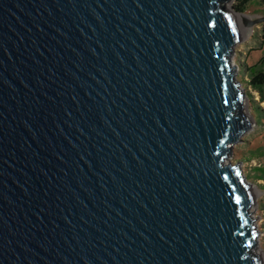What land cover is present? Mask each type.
<instances>
[{
  "label": "water",
  "instance_id": "95a60500",
  "mask_svg": "<svg viewBox=\"0 0 264 264\" xmlns=\"http://www.w3.org/2000/svg\"><path fill=\"white\" fill-rule=\"evenodd\" d=\"M226 1L0 0V264H261Z\"/></svg>",
  "mask_w": 264,
  "mask_h": 264
},
{
  "label": "rangeland",
  "instance_id": "374dc122",
  "mask_svg": "<svg viewBox=\"0 0 264 264\" xmlns=\"http://www.w3.org/2000/svg\"><path fill=\"white\" fill-rule=\"evenodd\" d=\"M239 3V0H228L226 6L237 11ZM237 12L238 15L248 17L250 21L248 31L233 45L229 61L236 67L234 80L244 93V110L250 116L252 126L241 136V140L231 146L224 163L237 164L245 182L255 190L254 200L249 206L250 217L257 230L252 251L253 254H259L260 250L264 255V179H257L258 173L254 171L255 166L264 165V103H260L262 110L258 112V93L248 85L247 74V68L264 53V6L257 1H250L245 4L244 10ZM260 152L263 154L256 157ZM261 257V264H264V256Z\"/></svg>",
  "mask_w": 264,
  "mask_h": 264
},
{
  "label": "trees",
  "instance_id": "16d2710c",
  "mask_svg": "<svg viewBox=\"0 0 264 264\" xmlns=\"http://www.w3.org/2000/svg\"><path fill=\"white\" fill-rule=\"evenodd\" d=\"M250 1H257L264 6V0H239L238 8L240 10H244L245 4ZM247 74L249 75L248 78V85L253 89L255 92L258 93V99L256 100V109L259 111L262 110L260 103H264V53L261 57L256 61L254 64L250 65L247 68ZM263 153L260 152L256 157L261 156ZM254 171L258 173L257 179H264V165L263 166H255Z\"/></svg>",
  "mask_w": 264,
  "mask_h": 264
},
{
  "label": "bare ground",
  "instance_id": "6f19581e",
  "mask_svg": "<svg viewBox=\"0 0 264 264\" xmlns=\"http://www.w3.org/2000/svg\"><path fill=\"white\" fill-rule=\"evenodd\" d=\"M239 13H236L235 14V19L237 20V22H238V24H239V28H240V30H241V33L243 34H245L247 31H248V23H249V18L248 17H246V16H244L243 14L241 15H238ZM243 110H244V104H243ZM245 111V110H244ZM245 113H246V111H245ZM246 115H248L247 113H246ZM252 191H253V193H254V195H255V190H254V188H253V186H252ZM258 252H259V257L260 258H262L261 256H264L263 254H262V252L260 251V250H258Z\"/></svg>",
  "mask_w": 264,
  "mask_h": 264
},
{
  "label": "snow or ice",
  "instance_id": "6c2138e0",
  "mask_svg": "<svg viewBox=\"0 0 264 264\" xmlns=\"http://www.w3.org/2000/svg\"><path fill=\"white\" fill-rule=\"evenodd\" d=\"M239 199V198H238Z\"/></svg>",
  "mask_w": 264,
  "mask_h": 264
}]
</instances>
